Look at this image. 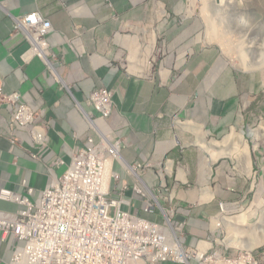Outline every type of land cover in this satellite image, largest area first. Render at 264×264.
<instances>
[{"label": "crops", "instance_id": "crops-1", "mask_svg": "<svg viewBox=\"0 0 264 264\" xmlns=\"http://www.w3.org/2000/svg\"><path fill=\"white\" fill-rule=\"evenodd\" d=\"M184 1L0 0V78L5 82L6 93L19 92L22 101L40 114L41 121L49 124L50 136L48 148L37 146L31 130L12 127L10 110L0 108V193L6 190L26 197L29 189L44 190L66 170L54 166L56 160L63 159L69 164L78 148L89 145L90 137L99 143L102 135H114L123 140V156L130 164L149 165L167 158L182 159L181 163L188 169L187 182H181L188 183V188H182L176 203L180 206L177 220L186 230L182 242L185 247L195 249L202 241L214 239L212 218L219 206L238 203L242 193L231 189L230 193L223 194L222 183L215 189L210 188L211 178L205 165L199 162V154L179 147L178 126L189 120L186 132L183 130L181 135L195 139L196 127L201 134L204 128L211 126L213 111L206 103L188 107L186 99L175 94L182 78L173 75L187 65L189 75L197 74L205 80L208 74H213L209 62L193 55L197 42L188 34L181 38L176 23L170 26L166 37L170 50L181 47L182 56L172 53L160 62L159 72L148 75L127 72L123 64L125 55L132 54L134 49H141L147 55L154 53L163 33L157 21L163 20L165 13L161 11V4L177 17L185 7ZM76 4L86 5L90 13L74 18L70 13ZM33 12H40L51 24L48 40L55 56H50L48 62L27 55L31 43L26 34L14 32L15 18ZM103 86L115 90L114 113L108 120L96 115L89 103L91 93ZM216 99L223 103L220 97ZM220 109L221 106H216L214 114L224 120V116L219 117ZM221 121L217 128H223ZM207 137L208 132L199 142L205 143L203 149L212 156L209 146L216 147V142L226 138L214 140L211 145ZM224 151L216 150V153ZM258 158L259 153H255L256 165ZM177 173L179 175L180 169ZM156 176L157 169L150 168L144 179L154 185ZM207 188L213 198L204 201ZM22 209L18 201L7 202L0 198V212L15 214ZM16 244L14 237L5 242L0 232V264H10ZM191 264L199 262L193 259Z\"/></svg>", "mask_w": 264, "mask_h": 264}, {"label": "built area", "instance_id": "built-area-1", "mask_svg": "<svg viewBox=\"0 0 264 264\" xmlns=\"http://www.w3.org/2000/svg\"><path fill=\"white\" fill-rule=\"evenodd\" d=\"M15 31H24L32 44L31 53L45 59L50 55L47 36L50 24L40 13L15 19ZM114 91L100 88L89 103L102 119L113 114ZM0 107L12 111V126L30 128L36 144L49 145L48 126L39 123V115L21 101L19 93L6 94L0 79ZM77 150L70 164L59 159L57 167L66 170L42 192L29 190V197L2 191L0 198L18 201L23 209L17 214L0 212V231L4 241L12 236L19 242L12 264H161L171 260L187 262L193 251L184 250L180 235L184 225L176 220L172 201H160L147 186H135L141 198L142 215L127 208L128 187H117L120 175L115 163L121 162L122 142L102 136L100 143ZM172 161H168L169 165ZM135 174L142 165L132 168ZM168 176L170 173H167ZM167 188L155 189V192ZM170 204V207H168ZM179 249L182 250L180 253ZM180 253V254H179ZM205 254L201 264H260L249 255L237 257Z\"/></svg>", "mask_w": 264, "mask_h": 264}, {"label": "rangeland", "instance_id": "rangeland-1", "mask_svg": "<svg viewBox=\"0 0 264 264\" xmlns=\"http://www.w3.org/2000/svg\"><path fill=\"white\" fill-rule=\"evenodd\" d=\"M221 1L223 2L222 4H220L219 0H196L195 2L194 0H185V7L177 17L172 15L164 4L163 8L166 15L163 20H157L158 28L163 27V33L159 38V46L156 53V47L154 53L150 55L143 54L141 49L133 50V52L137 50V52L141 54V56H139L140 61L137 64L140 68L145 69V72L133 71V69H135L133 65L135 64L133 63L132 65L131 61L132 51V54L128 53L125 55L123 64L127 72L131 71L130 73L137 75H148L152 68V58H155L154 68L152 70L154 74L156 70H158L160 62L172 53H175L176 56L179 54L182 56L181 47L174 51L170 50V43L166 37V33L169 31L170 26L176 23L177 26L179 25L178 35L181 38L188 34L195 39L197 45L193 55H196L198 58H205L209 62L210 65L208 67L212 69L213 74H206L207 77L203 80V77H199L197 74L195 77H193L192 74L189 75L190 69L187 68V65L183 66L179 71H175L173 74L175 77L178 76L182 78L179 82L180 86L175 90L177 92L175 94L181 97L182 100L186 99L188 107L198 106L204 103L210 106L213 111V116H211L209 125L212 127L207 126L201 134L199 127H196V136L194 139L191 136L187 137L181 135L183 134V130H187L186 128L188 126H186V124H188L187 122L189 120L183 121L176 129L180 139L179 147H184L185 150H191L195 154H199V162L205 165L211 178L210 188L215 189L222 183L223 194L230 193L231 189H237L242 193L238 203L225 204L227 205V212H224L219 206V211L212 218V221L217 216L235 220L243 215L246 221L241 223L240 228L246 229L249 224L247 221L248 218L260 215L264 208L262 205L264 202V59L260 57L261 52L258 54L259 50H257V46H253L254 48H252V50L255 52L248 51L246 60L251 66L257 65L256 67L258 69L256 67H251L244 70L237 62L235 63L230 56L224 53L223 48L219 46V44H208L206 40V22L208 14H210L211 18L221 25V31H224V23L231 24L232 28L237 25L236 27L239 29V19L243 21L242 30L239 29L234 32L233 36H230L232 39L231 48L233 49V54L237 55L240 49H243V43H240L241 39H239L240 32L247 34V47H250L251 42L254 40L257 45L264 40V0ZM225 31L222 33L227 35ZM251 35L254 37H250ZM258 35L260 36L258 37ZM154 40L157 41L156 38ZM259 40H261V42ZM182 48L183 52H185L184 47ZM189 51L188 55L191 57L192 51ZM142 58L148 59V63L145 66H142ZM258 62L261 67H258ZM203 66L204 65H202V67ZM157 72H159V70ZM217 81L218 83L216 84ZM212 94L217 98L220 97L223 103H219ZM216 106H221L219 117L224 116V120L218 119L214 114ZM95 121L99 124L98 119ZM218 121L222 122V129L217 128ZM242 131H244V139L248 142L247 145L250 152L249 155L252 164L250 172H248L246 164L248 161L243 151L244 145L240 142L241 140H239ZM252 131H257L261 134V136L258 137L259 139H256L255 136H251ZM206 132H208L207 139L211 145L214 144V140L223 141L228 136L234 135L233 138L228 141V145L225 148H210L209 146L208 151H211L210 153H215L216 150L221 151L223 149H225L224 152L227 151L226 156L222 158L219 157L214 163L211 162L212 156H209L207 151L203 149L205 147L199 142ZM255 153H259L260 156V158H258V165H256L257 159H255ZM181 162L182 159L174 161V166L176 167L174 168L175 175H177L179 169L181 171L183 168L188 175V169L184 166V163ZM163 167H167L166 159L164 160ZM256 167H258V169ZM162 171L164 176H167L165 170ZM157 172H159V170H157ZM127 179L128 176L126 173L123 174L122 172V179L118 182V185ZM186 185H188V183L182 184L181 182L171 181L167 188L168 191H164V197L169 201L174 199L173 206L175 207L182 188H188ZM227 199L228 202L231 201L230 196H228ZM178 207L176 206L177 213L179 210ZM212 227L213 234L211 236H214V239H210V241L206 240L208 242L202 241L209 244L210 248H212V246L214 247L212 253L238 255L243 252L251 253L254 257H258L261 252L264 251V245L257 247L253 251L241 249L237 245L229 246L227 238L230 236L231 229H229L226 220H223V222L217 226L215 222H212ZM185 233L186 230L184 235ZM196 253L198 255L199 251ZM222 262L223 261L220 260L218 263L224 264V262Z\"/></svg>", "mask_w": 264, "mask_h": 264}, {"label": "bare ground", "instance_id": "bare-ground-1", "mask_svg": "<svg viewBox=\"0 0 264 264\" xmlns=\"http://www.w3.org/2000/svg\"><path fill=\"white\" fill-rule=\"evenodd\" d=\"M196 0H194L195 2ZM220 1V4H222L223 2L221 0ZM195 5V3H194ZM193 5V7H194ZM225 7V6H224ZM234 21V20H233ZM239 29L242 30V25H243V21H241L239 19ZM206 40L208 42V44L212 43V44H219V46H221L223 48V51L226 55L230 56L231 59L236 63H238V65L240 67H242L244 70L245 69H248V68H255L257 65L255 66H251L250 63H247V60H246V55H247V52L250 51V52H253L254 50H252V48H254L255 46H257V50L258 51V54L259 52L260 53V57L262 59H264V40L261 42V40L264 38H262L261 40H259L260 44L257 45V43H255V40L253 42H251V46L247 47L246 45V36L247 34H244V33H241L240 32V35H239V39H241V42L240 43H243V49L239 51V53L237 55H234L233 54V49L231 48V43H232V39L230 38V36H233L234 35V32L239 30L237 29V25L232 28V25L231 24H227V23H224L223 24V29L225 32H227V35L226 34H223L222 32L224 31H221V25L218 24L215 20H213L211 18V15L208 14V19H207V22H206ZM218 24V25H217ZM253 26V25H252ZM262 32V31H261ZM251 34V33H250ZM263 34V33H262ZM260 35H258L259 37ZM263 36V35H262ZM250 37H254V36H250ZM249 37V38H250ZM233 38V37H232ZM234 41V40H233ZM236 43V42H234ZM207 45V44H206ZM209 46V45H208ZM254 46V47H253ZM261 46V47H260ZM237 51V50H236ZM133 52V51H132ZM131 52V53H132ZM137 50H135L131 56V61L135 64V69H133V71H140V72H145V69L143 68H140L138 66V62L140 61L139 59V56H141V54H139V52H137ZM255 52V51H254ZM136 53V54H135ZM135 54V55H134ZM141 58V57H140ZM260 58V59H261ZM259 59V60H260ZM249 60V59H248ZM250 62V61H249ZM148 63V59H143L142 58V66H145L146 64ZM258 65H259V62H258ZM263 65V64H262ZM138 67V68H137ZM258 67H261L260 65ZM264 67V66H263ZM257 68V67H256ZM258 69V68H257ZM264 130V129H263ZM251 134V133H250ZM234 136V135H233ZM233 136H229L227 137L224 142H216V147L221 145L224 147H227L228 145V141L233 138ZM251 136H255L256 139L258 137L261 136L260 133H258L257 131H252V134ZM254 137V138H255ZM239 139V138H237ZM259 139V138H258ZM241 140L240 142L243 143L244 145V154L247 158V161L246 164H247V167L248 169L251 170V160H250V152L248 150V142H246V140L244 139V131L241 132V135H240V139ZM238 141V140H237ZM237 143V142H236ZM205 144V143H204ZM203 144V145H204ZM236 145V144H235ZM205 147V146H204ZM211 148V147H210ZM212 150V149H211ZM211 152V151H210ZM213 152V151H212ZM227 152V151H226ZM226 152H217L215 151V154L212 153V163L216 162V160L219 158V157H224L226 156ZM236 153V152H235ZM237 156V155H236ZM126 164V163H125ZM173 163H171L169 165V172L172 171L173 169ZM249 170V172H250ZM169 177H173V175L170 173L169 174ZM179 177L182 179L183 182H187V174L186 172L184 171H180L179 173ZM160 188H167V181H166V177L163 176V182L161 184V187ZM175 189V188H174ZM172 190V189H171ZM164 191H167V190H160L158 191L160 197L158 196V199L160 201H169L167 198L164 197ZM175 194V193H174ZM173 194V195H174ZM168 196V195H167ZM176 196V195H175ZM203 200L204 201H209L210 199L213 198V194L211 193V191L207 188L204 192V195H203ZM171 199V198H170ZM172 201V199H171ZM262 205L264 206V202L262 203ZM224 212H227L226 211V206H225V209H224ZM214 217V216H213ZM223 220L227 221L228 223V227L229 229H231V233H230V236L227 238V242L229 244V246H233V245H237L239 248L241 249H245V250H248V251H253L254 249H256L257 247L259 246H262L264 245V208L262 210V213L258 216H255V217H249L248 218V225H247V228L246 229H243V228H240V225L241 223H244L246 221V218L245 216H240L238 219H235V220H232V218H225V217H222V216H217L214 218L213 222H215L216 226L220 223L223 222ZM229 234V233H228ZM208 249H211L210 248V245L207 244L206 242H201L199 248H198V251H199V254L197 255L199 258H202L204 256V254L206 253V251ZM180 253L182 252L181 249H179ZM179 253V254H180ZM220 258V256L218 257ZM222 261V260H221ZM223 263V262H222ZM221 264V263H219Z\"/></svg>", "mask_w": 264, "mask_h": 264}, {"label": "clouds", "instance_id": "clouds-1", "mask_svg": "<svg viewBox=\"0 0 264 264\" xmlns=\"http://www.w3.org/2000/svg\"><path fill=\"white\" fill-rule=\"evenodd\" d=\"M163 5L164 4H161V11L163 12L164 11V8H163ZM90 9L89 8H87V6L86 5H84V4H76V5H73L72 6V9H71V15L74 17V18H82V17H85V16H87L89 13H90ZM33 13H35V12H33ZM36 13H40V12H36ZM32 14V13H31ZM41 14V13H40ZM28 15H30V14H28ZM28 15H25V16H23V17H18V18H25L26 16H28ZM42 15V14H41ZM165 15H166V13H164L163 14V19H164V17H165ZM43 16V15H42ZM169 16V15H168ZM170 17V16H169ZM44 18V17H43ZM16 19V18H15ZM45 19V18H44ZM45 20H47V19H45ZM48 21V20H47ZM49 22V21H48ZM49 24H50V22H49ZM14 27H15V22H14ZM14 32H16L15 31V28H14ZM20 32H23V33H25L26 34V36H27V38H28V40H29V42L31 43V41H30V39H29V35L26 33V32H24V31H19V32H16V33H20ZM50 33H51V24H50ZM49 33V34H50ZM48 37H49V35L47 36V40H48ZM48 43H49V40H48ZM49 47H50V44H49ZM32 49V44H31V47H30V49L27 51V55H31V56H34V57H38L36 54H34V53H31L30 52V50ZM49 50H50V48H49ZM158 50V47H157V49L155 50V53H156V51ZM50 55H47L46 57H45V59H42V58H40V59H42V60H44V61H47L48 62V59H49V57L50 56H55L52 52H51V50H50ZM39 58V57H38ZM151 61H152V68H151V72H150V74H152V70H153V65H154V61H155V58H152L151 59ZM0 79H2V78H0ZM3 80V79H2ZM3 82H4V80H3ZM4 84H5V82H4ZM100 88H111L113 91H114V94H115V90L113 89V87H105V86H103V87H99L98 89H100ZM97 90V89H96ZM95 90V91H96ZM5 93H6V91H5ZM14 93H16V92H14ZM17 93H19V92H17ZM92 93H94V91L92 92ZM92 93H91V95H92ZM6 94H8V93H6ZM10 94H12V93H10ZM20 94V93H19ZM21 95V94H20ZM91 95H90V97H91ZM89 100H90V98H89ZM21 101H22V95H21ZM23 102V101H22ZM24 103V102H23ZM26 104V103H25ZM114 105H115V96H114ZM29 106V105H28ZM91 107H92V105H91ZM0 108H3V107H0ZM5 108H7V109H9L8 107H5ZM93 108V107H92ZM10 110V109H9ZM34 110V109H33ZM35 111V110H34ZM10 112H11V120H12V111L10 110ZM36 112V111H35ZM95 112V111H94ZM38 115H39V118H40V114L38 113V112H36ZM113 113H114V108H113ZM97 115V114H96ZM113 115V114H112ZM100 117V116H99ZM112 117V116H111ZM110 117V118H111ZM101 118V117H100ZM110 118H108V119H110ZM102 119V118H101ZM108 119H105V120H108ZM42 119L40 118V120H39V123L40 124H46L47 126H48V132H49V124L48 123H45V122H43V121H41ZM11 126H12V121H11ZM14 126H16V125H14ZM14 126H12V127H14ZM18 126V125H17ZM21 127V126H20ZM24 128H26V127H24ZM30 129V128H29ZM93 129H94V126H93ZM31 130V129H30ZM31 134H32V132H31ZM102 136H107V137H111L112 139H114V140H120L121 142H122V150H121V162H119V163H115V171L120 175V178H119V180L116 182V184H117V187H120V188H122V187H128V190H126V192H125V197L127 198V199H133V207L130 209V208H127V210L128 211H131V212H133V213H140L141 215L143 214L142 213V209H141V203L140 202H138V200H140L141 198L139 197V195H137L136 194V192L134 191V188H135V186H147L151 191H153V193H155V195L156 196H159L160 197V195H159V193L158 192H155L154 190L155 189H158V188H160L161 187V184H162V182H163V176H164V174H163V171L162 170H165V172H166V175L167 176H164V177H166V181H167V188L169 187V184H170V182L171 181H176V182H182V179L179 177V175H178V173H177V175H175V172H174V168H176L175 166L173 167V169H172V171L171 172H169V165L171 164V163H173V165H174V159H170V158H167L166 159V163L168 162V161H172L169 165H167V167L166 168H164L163 167V165H164V161L163 162H160V163H154V164H149V165H146V164H141V163H136V164H130V163H128L126 160H125V158H124V156H123V140L122 139H120V138H117V137H115L114 135H102ZM32 137H33V135H32ZM50 137V136H49ZM34 139V138H33ZM90 139H93V138H89L88 139V143H89V145L87 146V147H84V148H90V147H92V145L90 144V142H89V140ZM35 141V140H34ZM94 141H95V139H94ZM102 141V140H101ZM100 141V142H101ZM99 142V143H100ZM36 143V142H35ZM96 143V142H95ZM49 144H50V142H49ZM98 144V143H97ZM37 145V144H36ZM38 146V145H37ZM49 146V145H48ZM48 146L46 147V148H48ZM40 147V146H39ZM42 148V147H41ZM46 148H43V149H46ZM80 149H83V148H78L77 150H80ZM76 150V151H77ZM75 151V152H76ZM75 152L73 153V156H74V154H75ZM34 158L36 159L37 157L36 156H34ZM72 159H73V157H72ZM59 160V159H58ZM63 160V159H62ZM57 161V160H56ZM55 161V162H56ZM65 161V160H64ZM66 162V161H65ZM67 163V162H66ZM71 163V162H70ZM69 163V164H70ZM126 163V164H125ZM136 165H142L143 166V170L142 171H140V173L139 174H135V172L132 170V168L134 167V166H136ZM54 166H56L55 165V163H54ZM161 166V167H160ZM57 167V166H56ZM58 168H60V167H58ZM65 168V167H64ZM150 168H155V169H157V170H159V172H157V176H156V183L154 184V185H150L148 182H146L145 181V179H144V176H145V172L147 171V169H150ZM66 169V168H65ZM181 171H184V172H186V170L183 168V170H181ZM122 172H123V174H125L126 173V175L128 176V179L127 180H125V181H123L122 183H120V185H118V182L122 179ZM167 173H171L172 175H173V177H169L168 176V174ZM63 174H64V172H63ZM62 174V175H63ZM186 174H187V172H186ZM62 175H60V177L62 176ZM60 177H59V179H60ZM57 181H59V180H57ZM54 182V181H53ZM52 182V183H53ZM51 185V184H50ZM48 187V186H47ZM46 187V188H47ZM45 188V189H46ZM44 189V190H45ZM30 190V189H29ZM34 190V189H33ZM4 191V190H3ZM43 191V190H42ZM42 191H40V192H42ZM2 192V191H1ZM12 192V191H11ZM37 193H39V192H37ZM15 194V193H14ZM0 195H1V193H0ZM16 195V194H15ZM17 196V195H16ZM20 197V196H19ZM26 197H29V196H26ZM17 198H18V196H17ZM3 200V199H2ZM3 201H5V200H3ZM173 201H174V199H173ZM7 202H12V201H7ZM21 205V204H20ZM172 205H173V202H172ZM168 207H170V204H168ZM176 207V206H175ZM221 208H222V210L224 211V209H225V205H221ZM20 212V211H19ZM18 212V213H19ZM1 213H4V212H1ZM10 214H14V213H10ZM15 214H17V213H15ZM177 215H178V213H177ZM176 220H177V217H176ZM178 221V220H177ZM179 222V221H178ZM179 223H181V222H179ZM181 224H183V223H181ZM184 225V224H183ZM1 232V231H0ZM184 232H185V225H184V229H183V232L181 233V235H180V238H181V243H182V246H183V249L184 250H187V251H189V250H191V251H193V254H191L190 255V257L188 258V260H187V262H181V261H178V262H181V263H184V264H191V261L193 260V259H196L198 262H199V264H201L200 263V259L201 258H199L198 256H197V253L196 252H198V248H187V247H185V245L183 244V242H182V239H183V237H184ZM2 233V232H1ZM3 234V233H2ZM13 237V236H12ZM11 237V238H12ZM4 240V239H3ZM16 240V239H15ZM8 241H10V239L8 240ZM5 242H7V241H5ZM206 242H208V241H206ZM16 245L14 246V249H13V255H14V251H15V247L19 244V242L16 240ZM213 245V244H212ZM214 250V247L212 246V248L211 249H208L207 251H206V253H208L209 254V256H211V255H213V254H215V253H212V251ZM205 253V254H206ZM205 254H204V256H205ZM263 254H264V251L261 253V255H259L258 257H254L251 253H239L238 255H230V254H227V253H223V254H218L219 256H226V257H231V256H235V257H237V256H239V255H249L251 258H254V259H256V260H258V261H261L262 260V257H263ZM13 255H12V259H13ZM12 259H11V262H10V264H12ZM171 261H177V260H171ZM168 262H170V261H168ZM224 262V261H223ZM165 263H167V262H165ZM161 264H163V263H161ZM260 264H264V261H261V263Z\"/></svg>", "mask_w": 264, "mask_h": 264}]
</instances>
